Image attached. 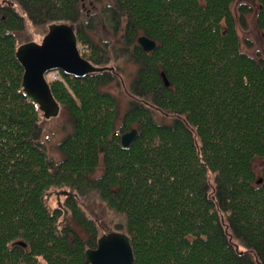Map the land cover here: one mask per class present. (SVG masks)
Instances as JSON below:
<instances>
[{"label": "trees", "instance_id": "16d2710c", "mask_svg": "<svg viewBox=\"0 0 264 264\" xmlns=\"http://www.w3.org/2000/svg\"><path fill=\"white\" fill-rule=\"evenodd\" d=\"M236 1L94 0L87 13L81 0H0V264H91L101 234L78 197L94 193L125 217L134 264H264V171L257 178L253 168L264 158V57L243 50L238 26L252 6L235 10ZM258 6L264 36V0ZM28 20L43 34L54 22L74 25L82 56L108 67L49 80L74 122L56 165L16 55ZM101 26L113 40L94 37ZM114 55L139 66L122 122L105 88L119 79ZM155 109L173 122L159 123ZM61 188L62 225L64 209L45 199Z\"/></svg>", "mask_w": 264, "mask_h": 264}, {"label": "rangeland", "instance_id": "374dc122", "mask_svg": "<svg viewBox=\"0 0 264 264\" xmlns=\"http://www.w3.org/2000/svg\"><path fill=\"white\" fill-rule=\"evenodd\" d=\"M2 1V0H1ZM82 8L85 12L89 13L94 10L95 3L94 0H81ZM245 3L249 6H252V11L246 14V24L243 26L239 23V32L241 39L243 40L242 48L249 55H253L255 57L263 56L264 57V36L257 27L256 24V13L259 9L258 0H237L233 5L235 10L238 9L239 4ZM16 9L19 13H24L22 8L15 4ZM27 29L20 33L19 44L22 45L26 42H42L45 34L41 33L40 28L32 25V23L28 20ZM96 39L100 38L103 40H113V34L110 33L107 29H104L102 26L98 29L97 33L93 34ZM81 53L88 52L87 46L81 45L78 43ZM113 56L112 60L108 64V66H113L114 68L119 67L117 77H119L118 81L112 82L105 88L115 94L118 98V109L120 112L119 120L122 122L123 115L128 110L130 105V101L132 99V95L130 92L132 81L135 79V75L139 66L133 61H127L123 57ZM48 80H51L50 76L47 77ZM61 113L58 117L53 118H44L42 117V131L40 140L45 145L46 151L48 155H50L53 164L59 163L64 155L60 149V143L66 137H68L74 130V122H72L71 115L68 114L67 111L61 110ZM154 118L159 123H171L173 122V118L168 115H164L160 110L155 109ZM256 171L257 178H260L263 175L264 171V158H258L254 162V167ZM102 172V168L99 169L98 174ZM64 189H52L46 196V203L48 207L52 210L54 208L64 209L65 213L61 218V225L69 221V212L65 209L64 202ZM79 203L82 208L86 211V213L96 219L99 225L101 236L107 233H124L125 230L123 227L125 226L126 219L125 217L111 209L106 202H104L96 193L90 194L86 197H78ZM235 242L239 243V240H235ZM241 249H245L242 245H240Z\"/></svg>", "mask_w": 264, "mask_h": 264}, {"label": "water", "instance_id": "95a60500", "mask_svg": "<svg viewBox=\"0 0 264 264\" xmlns=\"http://www.w3.org/2000/svg\"><path fill=\"white\" fill-rule=\"evenodd\" d=\"M138 43L145 51L151 52L157 46L154 39L141 35ZM17 58L24 67V92L39 105L44 118L58 117L61 105L54 97L46 74L60 69L66 74L83 77L93 72L106 70L108 67L96 66L82 56L78 46L75 26L68 23L54 22L49 25L43 41L26 42L17 48ZM113 68V67H111ZM164 82L169 85L167 76L162 73ZM138 130L124 133L121 142L129 146ZM259 182H263L260 179ZM67 193L64 191V194ZM20 245H27L22 240ZM86 259L91 264H134V252L129 236L125 233H107L99 237L96 248L88 249Z\"/></svg>", "mask_w": 264, "mask_h": 264}, {"label": "built area", "instance_id": "2783aa9c", "mask_svg": "<svg viewBox=\"0 0 264 264\" xmlns=\"http://www.w3.org/2000/svg\"><path fill=\"white\" fill-rule=\"evenodd\" d=\"M49 76L52 80L61 79V73L60 70L56 69L55 71H52L49 73ZM63 80V79H61Z\"/></svg>", "mask_w": 264, "mask_h": 264}, {"label": "bare ground", "instance_id": "6f19581e", "mask_svg": "<svg viewBox=\"0 0 264 264\" xmlns=\"http://www.w3.org/2000/svg\"><path fill=\"white\" fill-rule=\"evenodd\" d=\"M50 72H52V71H49V72L46 74V77L49 75Z\"/></svg>", "mask_w": 264, "mask_h": 264}]
</instances>
